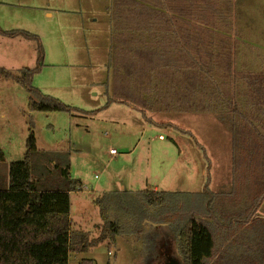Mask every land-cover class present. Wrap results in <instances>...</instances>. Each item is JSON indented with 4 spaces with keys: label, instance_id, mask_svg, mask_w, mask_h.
<instances>
[{
    "label": "rangeland",
    "instance_id": "obj_1",
    "mask_svg": "<svg viewBox=\"0 0 264 264\" xmlns=\"http://www.w3.org/2000/svg\"><path fill=\"white\" fill-rule=\"evenodd\" d=\"M171 1L175 0L122 8L124 18L112 26V0H0V30H24L39 37L43 65L31 85L74 108L72 112L31 111L27 88L0 78V149L5 155L0 162V188H5L10 163L24 159L32 127L39 150L34 164L41 167V173L48 174V167H53L49 155L68 156L71 175L82 184L81 190L70 193L73 229L88 232L91 239L102 229L95 201L105 192L157 189L171 193L163 205L154 207L127 194L129 201H141L148 215L145 221L138 223L130 212L111 211L110 220L121 228L116 242H100L84 252L71 253L69 264L82 259L95 264H144L149 243L141 223L157 235L151 264H184L178 233L191 216L204 221L213 233L216 248L209 264H264L262 247H257L261 236L247 222L251 174L261 169L264 177V154L261 166L253 165L246 173L234 171L232 121L238 123L242 117L230 111L235 106L248 107L251 117L258 115L264 123V82L257 78L264 75V0H211L213 5L199 6L206 16V21L203 16L201 20L215 27L213 54L222 62L230 58L233 70L229 86L222 84L227 80L221 70L214 69L221 89L215 108L196 111L197 104H190L186 111L169 97L153 103L156 95H163L160 90L147 109L133 108L118 101L126 99L122 91L128 95L136 85L150 91L158 80L153 75L161 79L181 74L182 64L173 57L180 50L174 31L141 30L139 52L145 49L156 55L133 52L135 42L128 39L144 23L156 20V26L161 25L160 12L176 7ZM183 4L189 7L187 0ZM173 16L178 18L177 28L178 23L193 22L189 16ZM125 23L128 28L123 27ZM189 31L180 29L185 35ZM202 35L211 39L208 30ZM163 39L169 46L167 57L158 54L156 44ZM37 47L35 40L0 33V66L14 74L35 67ZM108 62L115 63L112 76ZM162 246L172 260H168L170 253L162 256L159 252Z\"/></svg>",
    "mask_w": 264,
    "mask_h": 264
},
{
    "label": "trees",
    "instance_id": "obj_2",
    "mask_svg": "<svg viewBox=\"0 0 264 264\" xmlns=\"http://www.w3.org/2000/svg\"><path fill=\"white\" fill-rule=\"evenodd\" d=\"M153 1L112 0L111 25H117L118 18L123 17L124 11H120L122 8L129 9V6L134 5L150 7L148 2ZM209 1L211 0H187L188 8L183 7V0L171 1L176 7H170L172 11L160 12L162 14V19H159L161 25L156 26L158 22L153 20L147 24L144 23V26H137L136 28L139 30L129 33L128 39L135 42L132 51L138 54H148L151 52L145 49L139 52L138 45L143 39L142 35H140L142 29L149 30L160 27L163 30L165 29L168 34L170 30L174 31L178 40L176 45L179 46L180 50L178 54L174 53L173 57L176 56L178 63L182 64L179 66L181 74L180 76L168 74L161 79L153 75L152 77L158 78V80L154 83L152 90L144 89V85L142 87L136 85L135 87L137 88L127 92L128 95L122 91L126 99L121 98L118 101L147 109L150 100L156 95V90H160L163 95H156L153 103H160L165 97H169L170 100L173 99L179 102L182 106L181 108L186 111H188L187 108L191 107L190 104L199 105V107L195 105L194 110L196 111H206L207 108H215L213 107L216 106V104L213 105L216 101L214 99H220L221 89L219 87L220 83L213 74L214 69L221 70L222 76L227 80L222 84L229 86L233 70L228 63L230 58L228 62H222L212 52V49L214 51L215 27L213 25L207 26L201 20L205 17L206 21V16H204L205 12H202L203 9L199 7L213 5V1L210 3ZM134 2L136 3L134 4ZM152 9L149 11L153 12ZM172 13L184 17L189 16L188 19H192L193 22L188 21L189 23L186 24L183 22L180 26L178 23L177 28L174 23H176L178 18L173 16L175 19H172ZM123 25L124 28L129 27L127 23ZM181 28H187L190 31L185 35L184 32H180ZM200 29H202V32ZM204 30L210 31L211 39L207 40V37L202 35ZM0 33L13 37L23 36L38 43L37 65L35 67L22 68L17 74L12 73L5 67H0V78L12 79L27 88L30 93L28 107L31 111L72 112L74 110L73 107L64 104L57 98L43 94L31 85L33 75L43 65V52L39 37L24 30H0ZM134 34H137V36L132 38ZM145 44L148 43L145 42ZM156 45L159 48V56L167 57L169 46L166 39L159 41ZM222 51H227V48L223 47ZM227 53L231 54L230 48H228ZM110 55H113V52ZM226 62L228 64H225ZM114 64L111 62L107 64L111 76L112 71L110 69ZM156 68H158V65ZM125 74L129 76L128 73ZM257 78L264 82V75ZM253 80H256V78ZM177 84H179L178 87H176ZM208 95L210 98L207 97ZM223 98L225 97L223 96ZM172 105L175 106L174 104ZM230 111L238 113V116L242 117L238 123L232 121L236 159L234 171L250 172L253 165L259 167L263 163H261V153L264 154V123L258 121V115V119L251 117L248 107L243 110L235 106ZM260 119L262 118L260 117ZM38 154L36 137L31 127L27 138L24 159L10 163L9 186L0 188V264H69L71 253L84 252L100 242H116L117 236L121 233V228L118 222L110 220L111 211L116 213L121 211L130 212L137 217V221L140 223V221H145L146 218L144 217L148 216L142 206L139 205L141 201L150 207H154L163 205L171 195L167 191L149 189L137 192L104 193L95 201V204L100 208L103 219L102 229L98 237L91 239L88 232L73 229V223L70 218V192L81 190L82 184L80 180L72 177L68 156L66 154L60 157H55L54 154L52 156L49 155L53 167H48V174H44L41 173V167L34 164ZM4 159V152L0 149V162L4 161ZM251 178L252 182L249 191L252 193L248 197L249 200H252L250 213L252 207L258 206L264 197V177H262L261 169L258 171L253 170ZM127 194L136 195L142 200L139 203L133 200L129 201L126 197ZM142 223L140 224V229L143 230L144 234L146 233L144 237L149 243L143 263L151 264L155 259L154 249L157 245V235L149 232ZM178 237L179 251L184 264H209L208 262L213 259L216 248L215 240L212 231L204 221L194 216L189 217L180 228ZM158 249L162 256L168 252L164 246L158 247ZM170 255L171 253L168 260L172 258ZM78 264H95V262L91 259H82Z\"/></svg>",
    "mask_w": 264,
    "mask_h": 264
},
{
    "label": "flooded vegetation",
    "instance_id": "obj_3",
    "mask_svg": "<svg viewBox=\"0 0 264 264\" xmlns=\"http://www.w3.org/2000/svg\"><path fill=\"white\" fill-rule=\"evenodd\" d=\"M261 206L263 211H260ZM247 222L251 226V230L261 236L257 240V247L259 249L262 247L259 252H264V197L258 206L252 207L250 218Z\"/></svg>",
    "mask_w": 264,
    "mask_h": 264
},
{
    "label": "crops",
    "instance_id": "obj_4",
    "mask_svg": "<svg viewBox=\"0 0 264 264\" xmlns=\"http://www.w3.org/2000/svg\"><path fill=\"white\" fill-rule=\"evenodd\" d=\"M4 35V34H3ZM1 67V66H0ZM131 107H133V108H138V109H143V107H138V106H135V105H130ZM163 135H160V139H162L161 137H162ZM2 150V149H1ZM9 186V169H8V172H7V176H6V183H5V188H7ZM154 190H157V189H154ZM71 193V192H70ZM106 193V192H105Z\"/></svg>",
    "mask_w": 264,
    "mask_h": 264
},
{
    "label": "built area",
    "instance_id": "obj_5",
    "mask_svg": "<svg viewBox=\"0 0 264 264\" xmlns=\"http://www.w3.org/2000/svg\"><path fill=\"white\" fill-rule=\"evenodd\" d=\"M110 152H111V154H116L115 150H111Z\"/></svg>",
    "mask_w": 264,
    "mask_h": 264
},
{
    "label": "water",
    "instance_id": "obj_6",
    "mask_svg": "<svg viewBox=\"0 0 264 264\" xmlns=\"http://www.w3.org/2000/svg\"><path fill=\"white\" fill-rule=\"evenodd\" d=\"M168 264H179V263H168Z\"/></svg>",
    "mask_w": 264,
    "mask_h": 264
}]
</instances>
